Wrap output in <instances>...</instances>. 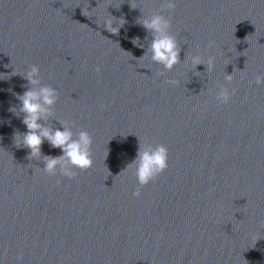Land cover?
I'll list each match as a JSON object with an SVG mask.
<instances>
[{
    "label": "water",
    "instance_id": "water-1",
    "mask_svg": "<svg viewBox=\"0 0 264 264\" xmlns=\"http://www.w3.org/2000/svg\"><path fill=\"white\" fill-rule=\"evenodd\" d=\"M157 15L179 48L171 69L143 26ZM257 75L264 0H0V264H264ZM29 87L56 90L42 127L92 137L90 169L62 162L74 179L44 172L62 155L47 140L31 160L14 143ZM157 144L168 168L135 197L137 152Z\"/></svg>",
    "mask_w": 264,
    "mask_h": 264
},
{
    "label": "clouds",
    "instance_id": "clouds-1",
    "mask_svg": "<svg viewBox=\"0 0 264 264\" xmlns=\"http://www.w3.org/2000/svg\"><path fill=\"white\" fill-rule=\"evenodd\" d=\"M168 8L174 9L175 3L167 5ZM143 26L151 31L161 33L160 38H154L151 45L153 50V59L157 62L163 63L166 68L171 69L179 62V48L173 37L165 35V30L169 24L161 16H153L150 21H144ZM107 31H112V34H117L118 30H111L109 26L104 25ZM215 42L210 41L208 48L214 47ZM194 65L199 64L200 60L197 58L193 61ZM209 66L212 65V59L208 62ZM97 72L100 68L97 67ZM39 73V68L36 65H31V69L24 76V79L29 85L39 83L35 77ZM227 80L231 82L232 77L228 76ZM257 84L264 83V75H257L255 78ZM174 84L175 81H169ZM235 89H233V93ZM17 99L20 102V112L23 113V123L27 127L26 133L14 134V143L17 147L23 146L30 149V154L27 159L31 160L34 157L41 155L40 146L45 140L53 148H59L62 151L61 156H46L44 157L45 167L44 172L49 176H55L56 168L61 166V171L64 177L74 179L77 172L68 170L62 163L67 160L74 169L80 171H87L93 165L91 155V145L93 143L92 137L86 131H82L78 140L72 139V133L65 129L61 131L56 129L54 131L42 127L37 121L42 118V114L46 109L42 106L41 100L45 105H52L56 100V90L50 87L41 88L38 92L33 91L32 88H27L24 93L17 94ZM219 104H227L231 99V94L228 88H222L215 97ZM103 107V106H102ZM10 112L15 114V107L9 109ZM169 150L163 144H157L155 148L149 146L147 150L137 152V160L139 161L136 167V179L138 181L137 189L132 193L135 197L141 196V189L149 183L155 181L162 175L168 168ZM137 161H133L136 164ZM131 167V166H129ZM124 171H127L125 169Z\"/></svg>",
    "mask_w": 264,
    "mask_h": 264
}]
</instances>
